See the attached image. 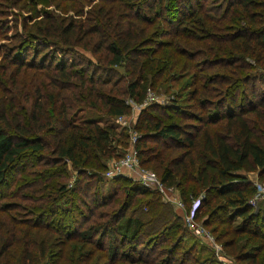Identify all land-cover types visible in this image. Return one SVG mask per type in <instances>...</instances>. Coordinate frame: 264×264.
<instances>
[{"label":"trees","instance_id":"1","mask_svg":"<svg viewBox=\"0 0 264 264\" xmlns=\"http://www.w3.org/2000/svg\"><path fill=\"white\" fill-rule=\"evenodd\" d=\"M48 1L63 14H74L45 11L30 30L26 24L23 32L8 35L0 30V35L17 41L11 48L0 45V196L21 193V199L30 201L22 212L18 204L0 202V264H40L43 258L52 259L58 241L90 244L105 264H157L139 254L137 245L165 240L166 230L177 233L167 257L178 246L189 261L199 241L156 190L134 181L124 188L130 196L115 203L114 188L130 180L120 175L105 179L100 173L104 160L119 154L112 126L94 117L75 118L83 109L107 116L126 113L123 96L141 101L146 88H154L166 67H173L171 53L177 54L175 77L188 75L183 85L188 104L149 103L140 110L135 128L149 131L143 136L153 137L156 146L145 147L140 135L138 155L158 163L153 166L160 181L178 189L186 208L190 195L197 196L199 190L203 196L196 208L218 200L225 226L216 238L223 248H231L242 233L263 241L264 205L249 203L256 187L245 173L257 171V178L264 180V0H198L196 6L195 0ZM155 21L166 25L162 33L176 40L154 39L137 25ZM0 22L1 28L7 27ZM75 44L98 54V62L74 60ZM30 48L33 53L27 59L23 54ZM167 111L182 116L167 121ZM216 123L221 127L210 130ZM28 159L41 162L40 168H29ZM65 160L78 172L71 187L53 181L64 171L58 165ZM136 195L142 197L131 207ZM65 201L87 206L75 220L78 230H70L62 218ZM144 203L148 208L143 211ZM200 244L209 252V261L217 262L210 248ZM242 255L249 264L260 260L258 253ZM159 263L170 264L167 258Z\"/></svg>","mask_w":264,"mask_h":264},{"label":"rangeland","instance_id":"2","mask_svg":"<svg viewBox=\"0 0 264 264\" xmlns=\"http://www.w3.org/2000/svg\"><path fill=\"white\" fill-rule=\"evenodd\" d=\"M12 0H0V20H4L6 22L7 27L5 28H1L0 30H2L1 32L6 33V34H11L14 31H19V32H23V25L26 24L28 30H30L29 28L31 27V25L38 19L40 18L45 11H52L54 14H60L62 15H73V11L68 10L67 14H63L61 13L60 9H56L53 5V3H50L48 0H42V1H33L31 2L30 0H20L17 4H11ZM209 1V0H208ZM208 1L206 3V5L208 4ZM200 1H193L192 4L193 6L199 5ZM204 2V1H203ZM202 3V1H201ZM93 4H95L94 2H91L88 5H84V10H86L87 8L89 9L90 7L93 6ZM205 5V6H206ZM146 15V14H145ZM68 21V20H66ZM138 27H144L146 29V32L150 35H152V37L154 39L157 40H161V41H168V40H176V37L172 36V35H165L162 33L161 30H166V28H168L166 25H162L161 22L159 21H155L153 23H149V24H145V25H139L137 24ZM0 26H1V22H0ZM157 30V31H156ZM25 32V31H24ZM151 37V36H150ZM17 42L16 39H11V38H5L4 35H0V45L3 48L6 47H12L13 42ZM88 48V49H86ZM72 49H74L75 51H71V55L73 57V59L75 60H79L82 59L84 60V58H87L93 62H98L97 57L99 56L98 54H93L90 50L89 47H82L78 44L72 45ZM168 50V49H167ZM2 52V49L0 51V53ZM32 49L30 48L28 51L26 50L25 54L26 58L29 59L32 55ZM22 55V54H21ZM177 54L175 53H171L170 54V60L174 63L173 67H166V72L163 73V75H160V79H157V84L154 86V88H152L151 86H148L146 88V93H145V97L140 101V100H135L131 97H129L128 95H124V102L126 105H128L129 110L124 113L123 117H118L117 115L115 116H107L104 113L99 112L98 110H91V109H83L82 111H79L76 115L75 118L77 120H80L81 118H86V117H94L96 119H101V121L106 122L107 124H110V126H112L113 130V139L112 142L113 144H115L118 149V156L117 155H113L110 156L108 158H106L104 160L105 166L104 169H101L100 173H102L106 178L105 179H110L109 176L105 175V170L108 167V163L109 160L111 159H117L120 156L124 155L127 150L128 151H135V154L138 158V162H137V166L139 168H143L145 170H149L152 171L156 174V176L159 178L158 176V172L156 171V169L154 168L153 165L158 164L156 161H143V157L145 158V155L140 154V156L138 155V150L136 148V142L137 139L140 137V135L142 136V139L145 138V147L146 146H150L149 148H153L155 149L156 146V142L152 140V138H150V136H143V134L145 133V131L141 130V131H137L135 128V124L136 121L139 117V113L140 110L143 107H146L150 104H169L171 102H177L180 103L184 106H186L188 103H186V90L183 89V85L185 84L184 82L187 81L188 79V75L187 74H181L178 77H175V74H177L176 72L178 71V63L175 62ZM71 57V56H68ZM79 58V59H78ZM0 59H1V55H0ZM39 58H37L38 60ZM104 60H101V63H103ZM260 65V64H259ZM177 67V68H176ZM263 67V66H262ZM261 67V68H262ZM11 67H9L8 70H10ZM119 70H122L121 67H118ZM220 71H224L222 68H219ZM258 71H260L261 69H257ZM246 70H243L242 73L245 74ZM26 74V76H30V70H27L24 72ZM21 74L19 73L17 75V80L20 81L21 80ZM166 76V78H165ZM29 78V77H28ZM126 79L127 77H124L123 79H120L119 81V87L121 89H123L126 86ZM251 82V81H250ZM255 86L256 88H261L260 87V83L259 81H255ZM149 89V90H148ZM149 93H151L152 95H154L155 99L150 102L147 103H143V101L145 100V98L147 97L146 95H148ZM83 105H85L84 102H82ZM167 115L169 116H164V120H178L182 114H179L178 112L175 113H171L170 111H167ZM221 127L220 124L216 123L214 125H209L210 130H212L213 128L219 129ZM149 131H146V133H148ZM145 133V134H146ZM144 134V135H145ZM141 138V137H140ZM125 142V143H124ZM153 146V147H152ZM149 148H147V152L145 154H149ZM157 150V149H156ZM48 150L43 151V154H46ZM35 156V154H33ZM143 155V156H142ZM35 158V157H34ZM142 159V160H141ZM146 160V158H145ZM28 167L29 168H40L41 166V162L35 161V159H28ZM58 168L61 170H64L61 174V176L59 177H55L54 178V182L57 181H66L68 182V185L71 187L74 178L77 177V169L75 167H73L71 165V163L67 160H65L62 164L58 165ZM252 174H256L257 176V171L251 172ZM115 176H119V175H115ZM123 176L125 178H127L130 181H122L118 183V187L114 188L113 185H109L112 186L114 189H117V193L115 196V203L117 202V205L124 201L125 198L129 195V191H125L124 188L127 186H130L131 183H133L134 181H138L137 174L135 171H131V173L129 174H125V175H120ZM247 176V175H246ZM114 177V176H112ZM248 178V176H247ZM160 179V178H159ZM249 179V178H248ZM56 180V181H55ZM250 180V179H249ZM260 182L264 183V180H259ZM130 182V183H129ZM141 183V182H140ZM163 183V182H162ZM253 183V182H252ZM15 182H13L12 184H10L8 187L9 188H14L15 186ZM107 184H110L109 182ZM142 184V183H141ZM164 184V183H163ZM254 184V183H253ZM165 187L167 188L166 191L160 192L159 190H157L154 187H148L150 189H154L159 193L160 199L163 202H167L168 204H170L172 210L174 213L178 214L180 216V219L182 221V223L188 228V231L195 237V239L199 242H197V246L194 247L192 249V251H190V254H188V260L186 261L185 259V254H183L181 247L178 248V246L176 248H174L173 252H172V256L171 257H167L168 255V251L172 248V243L174 242V237L177 235L176 231H172V230H166V234H165V240H159V239H155V240H151L148 243H139L137 246L139 254H142L143 256L147 257L150 260H155L156 262H158L157 264H161L159 263V260L161 262H164L167 258V263L170 262V264H249L246 261L241 260V258L244 256L242 254H244L245 252H252V254H256L258 253L257 257L259 256L260 260L257 261V264H262L264 263L263 260V253H264V240L262 241L259 238H255L252 237L250 235H248L247 233H242L241 235H239L235 242L232 244V247L230 248H223L221 245L220 240H218L216 237V232L221 230V228H223L225 226V224L221 221L222 219V211L220 210V208L217 207L216 203L218 200H212L211 203L207 206L204 207H200V209L196 208L197 210H194V215H193V221L194 223L192 225H188L185 223L184 221V211L187 207L186 203L182 200V198L180 197V194L178 192V189L174 186V185H166L164 184ZM111 189V188H110ZM7 187H5L3 189V191H6ZM109 190V189H108ZM177 194V197L181 200V202L183 203V207H178L177 205H175L172 202L173 199V195ZM21 194V193H20ZM20 194L16 195V196H5V197H1L0 196V202H5V201H11L14 204H18V208L21 209V212L23 210H26L28 208V206L30 205V201L29 200H25V199H21L20 198ZM73 195L75 196L74 200H77V196L80 198V195L77 191H75V193H73ZM71 195V196H73ZM90 196V195H89ZM203 196V190H199L197 196H191V199L194 198H201ZM142 197V196H141ZM138 195H136L135 197L132 198L131 202H130V206H134V202L133 200H137L139 198ZM89 198V197H88ZM87 198V200H89ZM144 198H146L144 196ZM117 200V201H116ZM79 201V199L77 200V202ZM264 204V200L259 199L256 203V206H262ZM116 205V206H117ZM63 206L65 207L64 210L66 209L67 213H65V215H63V220L68 221V223H70V230H78V226L76 225L75 220L78 218H81V213L83 212H87V206L85 208V206L80 207V203L74 204L72 205L69 201H65L63 203ZM73 207V208H72ZM148 208V205L146 203L143 204V208L142 210L144 211L145 209ZM81 211V212H80ZM6 212H9L6 209ZM129 212V211H127ZM61 211H59L58 215L60 216ZM147 216L151 215V212L146 213ZM206 220V223H205ZM239 219H236V221ZM200 226L202 229H198L196 230V228ZM215 227V228H214ZM214 228V230L212 229ZM212 229V230H211ZM264 231V230H263ZM110 239L108 237V239L106 240V242H108ZM180 242V241H178ZM213 242L217 243L219 245V249L221 247V249H217L215 244H213ZM200 243L205 244V246L209 247L210 250L212 251L215 259L217 260V262H211L209 261V252H207L205 250L204 247H200ZM59 247H55L52 246V250L51 252H53L52 255V259L50 258H43L40 262L48 260L47 264H105L103 257H100L99 255H97V252L94 251L93 248H91L90 244H80L77 243L75 241H68V242H64V241H58L56 243ZM187 243H183L182 245H186ZM127 244H124L122 246L126 247ZM202 246V245H201ZM17 249H20V245L17 244ZM32 250H36V246L32 245L31 246ZM218 251H216V250ZM63 250V251H62ZM86 250V251H85ZM132 251V250H130ZM138 251L136 252V254L138 253ZM86 254H85V253ZM89 256V258L87 256ZM187 256V255H186ZM183 258V259H181ZM262 258V260H261ZM50 259V260H49ZM205 259L207 260V263L205 262ZM183 260V262H182ZM113 264H123V263H113ZM136 264V263H134ZM142 264H151V263H142Z\"/></svg>","mask_w":264,"mask_h":264},{"label":"built area","instance_id":"3","mask_svg":"<svg viewBox=\"0 0 264 264\" xmlns=\"http://www.w3.org/2000/svg\"><path fill=\"white\" fill-rule=\"evenodd\" d=\"M146 96L147 97L145 98L143 103L146 102L150 103L155 99L154 95H152L151 93H149ZM117 116L123 117L124 115H117ZM137 162H138V158L135 154V151L127 150V152L124 155L120 156L119 158L109 160V163L107 165L108 167L106 168L104 173L106 176L112 177L115 175L129 174L131 173V171H135L137 174L136 178L138 179L139 182H141L143 185H146L148 187H154L160 192L164 193L167 188L156 176V174L152 171L139 168L137 166ZM254 185L256 189L249 198V203H251L252 205H256L259 199L264 200V183L255 182ZM198 201H199V197L191 199V204L189 208H186L184 211V221L188 225H192L194 223L193 215H194V210L196 209V206L198 204ZM172 202L178 207H183V203L181 202L180 199H175V200L172 199ZM198 229L201 230L202 228L198 226L196 230ZM213 244H215L216 248L219 249V245L217 243L213 242Z\"/></svg>","mask_w":264,"mask_h":264},{"label":"crops","instance_id":"4","mask_svg":"<svg viewBox=\"0 0 264 264\" xmlns=\"http://www.w3.org/2000/svg\"><path fill=\"white\" fill-rule=\"evenodd\" d=\"M251 172L254 173V171H247L245 174L248 176V178H249L253 183H255V182H260V181H258V178H257L256 174H255V173L252 174ZM175 199H179V198L177 197V194H176V193L173 195V200H175ZM263 205H264V204H263Z\"/></svg>","mask_w":264,"mask_h":264}]
</instances>
